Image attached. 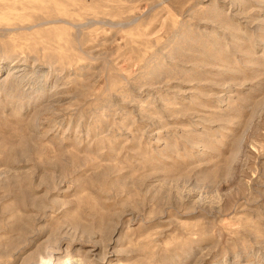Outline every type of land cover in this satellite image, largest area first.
<instances>
[{
	"label": "rangeland",
	"instance_id": "374dc122",
	"mask_svg": "<svg viewBox=\"0 0 264 264\" xmlns=\"http://www.w3.org/2000/svg\"><path fill=\"white\" fill-rule=\"evenodd\" d=\"M66 258L264 264V0H0V264Z\"/></svg>",
	"mask_w": 264,
	"mask_h": 264
},
{
	"label": "bare ground",
	"instance_id": "6f19581e",
	"mask_svg": "<svg viewBox=\"0 0 264 264\" xmlns=\"http://www.w3.org/2000/svg\"><path fill=\"white\" fill-rule=\"evenodd\" d=\"M72 261V260H71ZM70 263H72V262H70V260L69 259H64L63 261H62V263L61 264H70Z\"/></svg>",
	"mask_w": 264,
	"mask_h": 264
}]
</instances>
